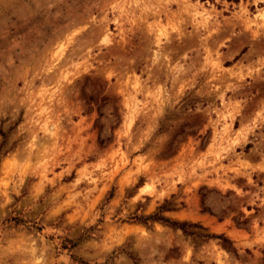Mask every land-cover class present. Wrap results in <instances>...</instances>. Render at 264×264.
I'll list each match as a JSON object with an SVG mask.
<instances>
[{
    "label": "rangeland",
    "instance_id": "374dc122",
    "mask_svg": "<svg viewBox=\"0 0 264 264\" xmlns=\"http://www.w3.org/2000/svg\"><path fill=\"white\" fill-rule=\"evenodd\" d=\"M0 264H264V0H0Z\"/></svg>",
    "mask_w": 264,
    "mask_h": 264
},
{
    "label": "trees",
    "instance_id": "16d2710c",
    "mask_svg": "<svg viewBox=\"0 0 264 264\" xmlns=\"http://www.w3.org/2000/svg\"><path fill=\"white\" fill-rule=\"evenodd\" d=\"M159 210L160 211L158 213H155V214L147 216V217L136 218V220H138V221H140V222H142L144 224H146V223H148L150 221L151 222H162V223H164V224H166V225H168V226H170L172 228H176V229L181 230L186 235L192 234V233L188 232V230H187L188 227H198V226H196L194 224H188L186 222L172 221V220H169V219L161 216L160 212H162V210L163 211L166 210L164 206L160 207ZM204 237L220 238V239H223L224 241L227 242V240L225 238H222L221 236H208V235H206Z\"/></svg>",
    "mask_w": 264,
    "mask_h": 264
}]
</instances>
